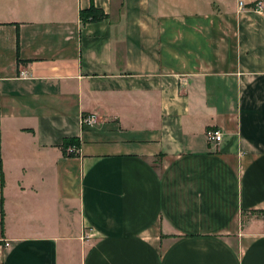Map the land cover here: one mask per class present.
I'll return each mask as SVG.
<instances>
[{
    "label": "crops",
    "instance_id": "1",
    "mask_svg": "<svg viewBox=\"0 0 264 264\" xmlns=\"http://www.w3.org/2000/svg\"><path fill=\"white\" fill-rule=\"evenodd\" d=\"M256 1L0 0V264H264Z\"/></svg>",
    "mask_w": 264,
    "mask_h": 264
},
{
    "label": "built area",
    "instance_id": "2",
    "mask_svg": "<svg viewBox=\"0 0 264 264\" xmlns=\"http://www.w3.org/2000/svg\"><path fill=\"white\" fill-rule=\"evenodd\" d=\"M240 7L245 8L247 6H245L244 3L240 2ZM250 7H251V9L256 10L258 12H264V1L258 0V1H256V3H254ZM23 74H25V73H23ZM97 123H98V117L95 114L85 116L82 120V124L86 128H93L94 126H96ZM206 137H207V141L210 144H218L223 139V133H222V131H220L218 129H210L207 131ZM69 152L72 154L75 151L73 149H69ZM9 245H10L9 242L7 241L5 243V246L9 247Z\"/></svg>",
    "mask_w": 264,
    "mask_h": 264
},
{
    "label": "trees",
    "instance_id": "3",
    "mask_svg": "<svg viewBox=\"0 0 264 264\" xmlns=\"http://www.w3.org/2000/svg\"><path fill=\"white\" fill-rule=\"evenodd\" d=\"M102 18H104V14L102 12L96 10L94 7H92L91 9H89L87 11L81 12V19H82L83 23H87L90 21H98V20H101ZM70 145H80V142L78 139L67 140L64 143V150H66L67 147ZM0 164H1V161H0ZM4 186H5V179H4V174H3V170H2V166H1V188H2V190H3ZM0 213H1V219H2L1 225L3 227L4 226V216H5L3 196L1 197V212ZM258 214L264 220V211H260V212H258Z\"/></svg>",
    "mask_w": 264,
    "mask_h": 264
},
{
    "label": "rangeland",
    "instance_id": "4",
    "mask_svg": "<svg viewBox=\"0 0 264 264\" xmlns=\"http://www.w3.org/2000/svg\"><path fill=\"white\" fill-rule=\"evenodd\" d=\"M88 115H91V114H87V115H84L83 117H82V120H83V118L85 117V116H88ZM98 124V123H97ZM97 124H96V126H97ZM83 125V124H82ZM96 126H94L93 128H86L85 126H83V128H84V130H92V129H94ZM206 134H207V132H206ZM207 138V137H206ZM79 146V147H78ZM79 148H80V145H70V146H68L67 147V154L68 155H76V154H78V152H79ZM69 149H73L75 152L74 153H70L69 152ZM66 151V150H65ZM2 220V219H1ZM2 226V225H1ZM7 241H5V243H6ZM6 247V246H5Z\"/></svg>",
    "mask_w": 264,
    "mask_h": 264
}]
</instances>
